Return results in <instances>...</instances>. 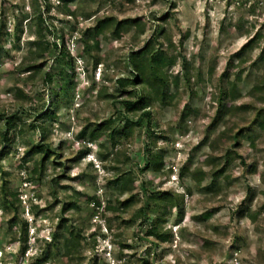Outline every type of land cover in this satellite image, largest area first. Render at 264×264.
I'll return each mask as SVG.
<instances>
[{"label": "rangeland", "instance_id": "1", "mask_svg": "<svg viewBox=\"0 0 264 264\" xmlns=\"http://www.w3.org/2000/svg\"><path fill=\"white\" fill-rule=\"evenodd\" d=\"M106 18L125 27L97 34ZM40 30L44 42L59 49L65 42L73 69L55 47L42 70L20 69L43 62L34 61ZM157 39V49L177 59L168 70L172 98L126 129L141 113L125 109L134 87L117 81L131 78V53ZM223 89L235 97L220 104ZM262 109L264 0H0V131L5 118H16L7 140L0 137V264H264V111L252 125ZM110 119L120 130L115 139L109 130L98 140L81 137ZM41 126L57 154L43 171L40 156L26 155L41 141ZM227 151L236 159L209 191ZM152 154L164 156L161 173L145 170ZM127 172L123 188L116 180ZM168 190L183 194L184 218L170 209L163 230L173 237L156 245L143 209L150 194ZM72 230L78 239L68 249Z\"/></svg>", "mask_w": 264, "mask_h": 264}, {"label": "trees", "instance_id": "2", "mask_svg": "<svg viewBox=\"0 0 264 264\" xmlns=\"http://www.w3.org/2000/svg\"><path fill=\"white\" fill-rule=\"evenodd\" d=\"M62 1H64L65 3H70L72 0H62ZM174 6L176 7V4H174ZM36 23L40 28H42V25L44 23V18L41 14L38 16ZM134 24L138 26V29H139L138 31L140 32V35L141 33L143 34L145 31V26L139 21H135ZM124 27L125 25H123V22H118L115 20V18H106L103 20H99L94 30L96 31L97 34H102L109 29H113L114 33L119 34L121 31L120 29ZM39 34L40 36H38V41L37 43H35V45L38 48V52H37L38 58L34 61L35 63L41 60L43 62L40 64H28V65L22 64L20 69L28 73L37 72L38 70H42L47 65V63L44 60H47L48 54L51 52L52 48L54 47H55V51L58 52V55L60 56V60L66 66H69L73 69V58L70 56L69 52L67 51L65 42L63 44V47L59 49L58 44L56 43L52 44L49 42H44L45 39L42 38L43 37L42 30H40ZM161 34L163 35L164 32H161ZM256 37L249 40V42L245 46H243V48L237 54L238 57H240V62L244 61V58L242 57L245 54V52L255 43ZM156 41H158L159 43L158 39L155 40L154 43L148 42L141 50L136 51V52L134 51L131 53L128 59V62L132 66V69H133L131 72V78L122 77L118 79L117 81V83L122 89L127 88L129 86L134 87L133 92L129 93L131 96V99L125 100L123 102L125 109L129 113H133V114L141 113V118H140L141 120L136 123L128 120L126 123V129L129 128L130 126H136V127L141 126L143 122L142 120L145 117L151 118L152 112L149 109L152 108L155 102H161L163 104H168L169 103L168 101L172 98L170 94V88H171L172 83L170 81L168 70H170V68L176 64L177 59L176 58L172 59L168 56V54L162 51V49H157ZM91 47L92 46L87 42L86 48H85L87 52L91 50ZM94 59L96 61V66H98L99 64L98 59L97 58H94ZM184 66L185 67L187 66L186 59L184 60ZM45 76H48L49 78L52 77L51 74H49V72L46 73ZM253 89L256 91L263 90L258 85L254 86ZM230 94H232L233 97H235L233 90L230 89V92L228 93L225 89H223L221 92V95L219 96L220 104L222 103L221 102L222 98L226 96L230 97ZM252 108L253 106L247 107L248 111H250V109ZM263 111H264L263 109L258 111L257 116L254 119V122L252 125L256 126L257 124H259V121H260L259 116L261 115V113H263ZM190 112H192V110L187 109L183 115V119H186L187 116L190 114ZM51 113L54 114L53 111ZM5 119L6 121L4 122V129H3L5 132L3 133V130H1L0 137L5 138L7 140V136L10 135L12 125L15 124L16 118L9 117ZM113 122H115L114 119H110L107 122L96 125V127L92 129L89 134H88V129H85L81 133V137L86 138L90 136V138L94 141V140L100 139V137H102V134L105 131L109 130L110 131L109 136L112 139H115V137L118 134H120V130L113 128L112 126ZM260 125L264 127V122H261ZM30 127L35 130L40 128L39 126L35 124H32ZM41 128H42L41 141L38 144L32 146L27 151L26 155L27 157L35 156V155L40 156L41 158L37 163V168H39L40 171H43V169L46 166L47 161L57 154L54 150L51 149L49 145L46 128L42 126ZM246 131H247L246 128H242L237 133V135H235L234 139L237 145H240V143L238 142L239 138L243 137ZM233 155H237V153L234 151L226 152L225 157L227 159V162L224 166H222L221 168H218L217 170L213 172L212 183L207 188L209 191H211L212 189H214V187L218 185L220 178L227 172L229 165L236 159ZM164 168H165V163H164L163 155L152 154L151 157L147 159L146 164H145V170L151 169L155 173H161L164 170ZM37 171L38 170L36 169V172ZM255 172H256V168L252 167L251 173L254 174ZM130 175H132V172H127L125 174L123 173L122 176H119L117 178L116 182L117 183L123 182L124 184L123 188H125L127 187L129 181L131 180ZM184 175H185V171L183 172L182 177H184ZM202 175H204V172L199 170L195 174V178H198L197 180H200L199 177ZM7 188H8L7 183L3 184V188H2L3 196L5 197V199L9 200V198L13 195H11L8 192ZM252 197H253V193H251V198ZM133 200L134 198L123 202L121 205L125 208H129L130 205L133 203ZM252 201L253 199H251V201L249 202H252ZM11 204L14 205L13 202H11ZM184 204L185 203H184L183 194H180L172 190L152 193L147 197L146 203L143 209L144 210V221L142 225L148 226L147 237L153 238L154 243L156 245L160 243H168L171 241L173 237L172 232L163 230L164 225L167 221L168 211L170 209L176 210L178 212V216L180 220H182L184 218V209H185ZM152 206L155 207L154 210L158 214V216H156L154 220H151L147 212ZM63 211H67V207H65ZM70 235H71V238L65 240V245L68 247V249L72 248L73 243L76 242L78 239L77 237L78 235L76 234L75 231L73 230L70 231ZM60 238L58 235H54L55 240L58 241Z\"/></svg>", "mask_w": 264, "mask_h": 264}]
</instances>
